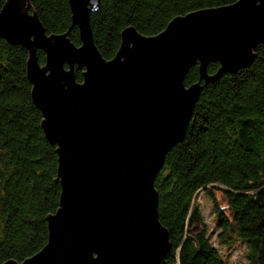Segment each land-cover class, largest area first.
I'll list each match as a JSON object with an SVG mask.
<instances>
[{"label":"water","instance_id":"95a60500","mask_svg":"<svg viewBox=\"0 0 264 264\" xmlns=\"http://www.w3.org/2000/svg\"><path fill=\"white\" fill-rule=\"evenodd\" d=\"M99 1L68 0L80 47L46 35L29 0H7L0 11V38L28 53L31 99L56 147L60 185L47 245L21 264L163 263L171 245L153 184L164 159L183 141L203 86L250 68L264 46V0H238L175 18L155 37L127 28L105 61L89 22ZM209 64L219 65L214 76ZM195 66L199 83L186 88Z\"/></svg>","mask_w":264,"mask_h":264},{"label":"trees","instance_id":"16d2710c","mask_svg":"<svg viewBox=\"0 0 264 264\" xmlns=\"http://www.w3.org/2000/svg\"><path fill=\"white\" fill-rule=\"evenodd\" d=\"M5 1L0 0V9ZM236 2L100 0L89 20L93 42L110 61L126 28L151 38L177 17ZM29 3L48 35L66 34L71 44L80 46L68 0ZM36 58L44 64L42 52ZM27 59L25 49L0 38V264L22 263L37 254L47 243L45 219L59 207L56 147L40 128ZM218 70V64H209L207 75ZM75 80L82 82L81 72L75 73ZM197 83L196 66L185 76L184 86ZM153 187L158 221L171 245L161 264H224L194 203L195 196L210 187L222 189L228 209L227 216L217 212L218 240L244 242L247 264H264V46L256 49L250 68L203 86L186 135L166 155Z\"/></svg>","mask_w":264,"mask_h":264},{"label":"rangeland","instance_id":"374dc122","mask_svg":"<svg viewBox=\"0 0 264 264\" xmlns=\"http://www.w3.org/2000/svg\"><path fill=\"white\" fill-rule=\"evenodd\" d=\"M6 1H5V3H6ZM2 7H1V9H2ZM1 9H0V11H1ZM31 12H29V14H32ZM169 23H168V25H169ZM168 25L165 27V29H167ZM46 35H48V34L46 33ZM3 41L6 44H8L6 42V40H3ZM8 45L12 46L10 44H8ZM78 47H80V46H78ZM38 52H41V51H38ZM44 56H45V54H44ZM115 58H116V56H114L111 60H113ZM38 66L40 69L44 68L45 62L43 65L38 64ZM66 68L67 67H65L64 69H66ZM82 71L85 72V70H82ZM82 71H78V72H81V76H82ZM216 189L217 188H211L210 187V188H208L207 191L199 192L194 198V203L198 206L200 213H201V216L203 218L204 224L206 225L208 238H209L211 244L213 245V247L218 251L220 257L222 258V260L224 262V264H247V247H246L244 242H242L238 239H235L232 242L222 243L217 238V234L219 233L218 227H217V225H218L217 212H218V210H220L222 214H225L227 216L228 215V212H227L228 209H227V203L225 201V198L221 192L222 189L218 188L220 191H217ZM205 192H207L209 194H207ZM47 240H48V238H47ZM46 245H47V243H46ZM45 246L43 248H45ZM18 264H21V263H18Z\"/></svg>","mask_w":264,"mask_h":264},{"label":"bare ground","instance_id":"6f19581e","mask_svg":"<svg viewBox=\"0 0 264 264\" xmlns=\"http://www.w3.org/2000/svg\"><path fill=\"white\" fill-rule=\"evenodd\" d=\"M92 14H95V13H90V15H92ZM93 39V38H92ZM94 43V42H93Z\"/></svg>","mask_w":264,"mask_h":264}]
</instances>
